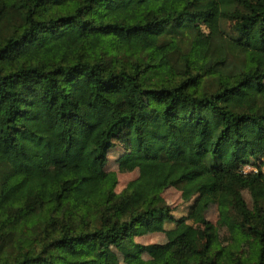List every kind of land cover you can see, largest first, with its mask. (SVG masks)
Masks as SVG:
<instances>
[{"label":"trees","instance_id":"trees-1","mask_svg":"<svg viewBox=\"0 0 264 264\" xmlns=\"http://www.w3.org/2000/svg\"><path fill=\"white\" fill-rule=\"evenodd\" d=\"M263 166L264 0H0V264H264Z\"/></svg>","mask_w":264,"mask_h":264},{"label":"rangeland","instance_id":"rangeland-1","mask_svg":"<svg viewBox=\"0 0 264 264\" xmlns=\"http://www.w3.org/2000/svg\"><path fill=\"white\" fill-rule=\"evenodd\" d=\"M114 101L120 106V108H124V104L122 99L119 96H112ZM126 137L127 132L123 131L115 140V148L111 150L108 154L107 161L104 164V168L108 172H114L117 176V186L115 189L116 193H120L122 190L125 189L127 184L138 176V171L132 168H121L117 165V159L125 154L127 150L126 145ZM250 168L255 169L253 165H246L243 169L251 171ZM264 170V166H263ZM243 198L247 205L251 208L252 207V198L254 195H258L253 193L249 190H244L242 192ZM162 197L165 203L173 209V216L174 218L178 219L181 216H184L188 207V204L184 203L181 199L180 192L174 188L168 189L162 193ZM204 216L206 220L211 222L217 229V234L220 243L223 246H229L233 240V233L222 224L219 212L217 208V204L214 201L208 202L205 207ZM170 225L166 226H158L152 225L149 233L145 236L139 237L135 239V242L142 244V245H149V244H164L166 242V237L164 230L170 228ZM197 231V244L198 247L201 248L203 246V235H202V228L199 225L195 226ZM249 255L248 245L246 242L240 243L232 252L231 259L234 264L245 258ZM145 259H148L145 256ZM121 264H123L121 262Z\"/></svg>","mask_w":264,"mask_h":264},{"label":"built area","instance_id":"built-area-1","mask_svg":"<svg viewBox=\"0 0 264 264\" xmlns=\"http://www.w3.org/2000/svg\"><path fill=\"white\" fill-rule=\"evenodd\" d=\"M250 170H251V171H256V170L253 169V168H252V169L250 168ZM243 171H244V172H249V170H246V171H245V169H243Z\"/></svg>","mask_w":264,"mask_h":264}]
</instances>
